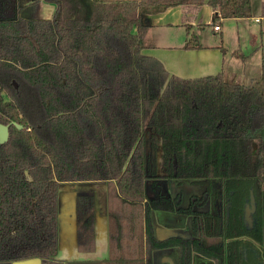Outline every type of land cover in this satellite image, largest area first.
<instances>
[{"label":"trees","instance_id":"obj_1","mask_svg":"<svg viewBox=\"0 0 264 264\" xmlns=\"http://www.w3.org/2000/svg\"><path fill=\"white\" fill-rule=\"evenodd\" d=\"M49 1L54 15L36 18L19 0H0V122L9 125L0 263L63 264L58 191L75 181L91 184L77 185L80 251L95 247L94 188H107L104 264H152L153 249L167 246L179 250L178 264L195 252L213 264H264V60L240 83L220 72L178 76L143 52L148 15L208 4L212 19L199 25H212L251 16V0ZM185 26L186 47L202 46ZM171 179L205 188L182 204ZM209 200L212 209H199ZM152 209L189 215L192 235L158 238Z\"/></svg>","mask_w":264,"mask_h":264},{"label":"crops","instance_id":"obj_2","mask_svg":"<svg viewBox=\"0 0 264 264\" xmlns=\"http://www.w3.org/2000/svg\"><path fill=\"white\" fill-rule=\"evenodd\" d=\"M263 0H261L262 3ZM23 6L21 13H24L27 5L34 4L47 10V17H52L55 11V2L49 0H19ZM260 3V7H261ZM262 10V7H261ZM33 11V10H32ZM214 8L208 4H203L198 10H186L182 5L169 6L160 13L147 16L148 29L145 33V42L148 46L144 47L143 52L155 56L163 62L165 68L173 74L183 77H197L202 75H214L222 73L228 81L245 83L248 78H252L259 73L261 61L250 58L251 54H245L240 44L237 46H225L223 42V23L229 22L230 18L236 21L246 17L223 18L219 25L221 32L220 39L213 41H201V23H210ZM258 18V19H256ZM260 22V17L254 18ZM197 34L199 43L202 46L186 47L187 29ZM213 25V24H212ZM210 25V26H212ZM239 48L245 57L237 56L232 53ZM254 75V76H253ZM75 181H62L58 191V246L55 258L63 264H104L109 256V217L106 212L105 195L107 188L104 185H97L94 188V234L95 247L93 250H78L77 248V217H76V192ZM218 184V181H216ZM104 186V187H103ZM205 186L201 182H193L188 179H171L170 192L175 195L181 193L182 204H187L191 194L200 195ZM210 205L208 202L199 209L207 210ZM153 230L158 238H167L169 235L189 237L192 235L190 230L191 217L171 210L152 209ZM178 252L176 246L167 248H155L152 252V264H178ZM0 264H42L39 258L26 261L3 262ZM192 264H213V261L199 253H193Z\"/></svg>","mask_w":264,"mask_h":264},{"label":"rangeland","instance_id":"obj_3","mask_svg":"<svg viewBox=\"0 0 264 264\" xmlns=\"http://www.w3.org/2000/svg\"><path fill=\"white\" fill-rule=\"evenodd\" d=\"M260 3L261 0H251V16H247V18H242L238 21L230 18L229 22H225L222 24L223 42L225 46H228L230 48V46H237V44H240L241 50L245 54H251L250 58H254V60L256 61L264 60V16H262L261 13ZM29 12L30 16L36 18L47 17L48 13L47 10H45V8L41 6V3L38 5L34 4L33 7L32 4L27 5L26 9H24V13L28 15ZM256 16L260 17V22L254 19ZM204 25L205 26L201 28V41L204 42L210 39L213 41V39L215 38L220 39L221 32L212 30L213 25ZM257 74L254 75L257 76ZM249 80L250 78H248L245 83H248ZM78 185L80 189V187L88 188V186H90L91 184L80 183ZM105 200L107 201L106 195ZM208 205H210L208 208L212 209L213 201L209 200Z\"/></svg>","mask_w":264,"mask_h":264},{"label":"water","instance_id":"obj_4","mask_svg":"<svg viewBox=\"0 0 264 264\" xmlns=\"http://www.w3.org/2000/svg\"><path fill=\"white\" fill-rule=\"evenodd\" d=\"M15 124L21 128L22 125L19 124V123H16ZM9 125L7 124H4L2 122H0V142H5L8 138H9ZM256 149V144L254 145V151ZM253 208V205L252 207H250L249 205L246 206V209H245V213H246V218L248 219L249 221V224H251V221H250V211L252 210Z\"/></svg>","mask_w":264,"mask_h":264},{"label":"built area","instance_id":"obj_5","mask_svg":"<svg viewBox=\"0 0 264 264\" xmlns=\"http://www.w3.org/2000/svg\"><path fill=\"white\" fill-rule=\"evenodd\" d=\"M258 19V18H256ZM214 29L219 30L221 28V25H219V22L213 24Z\"/></svg>","mask_w":264,"mask_h":264}]
</instances>
